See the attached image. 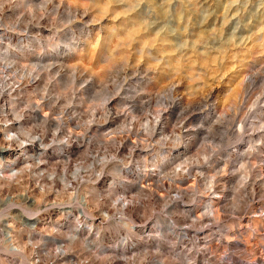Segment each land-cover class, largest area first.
I'll return each instance as SVG.
<instances>
[{
	"label": "clouds",
	"instance_id": "9594fccd",
	"mask_svg": "<svg viewBox=\"0 0 264 264\" xmlns=\"http://www.w3.org/2000/svg\"><path fill=\"white\" fill-rule=\"evenodd\" d=\"M0 264H264V0H0Z\"/></svg>",
	"mask_w": 264,
	"mask_h": 264
}]
</instances>
